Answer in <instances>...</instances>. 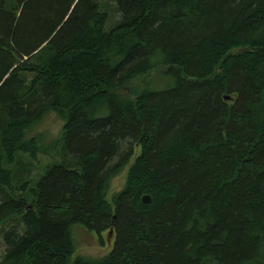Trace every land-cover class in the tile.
<instances>
[{
  "label": "trees",
  "instance_id": "trees-1",
  "mask_svg": "<svg viewBox=\"0 0 264 264\" xmlns=\"http://www.w3.org/2000/svg\"><path fill=\"white\" fill-rule=\"evenodd\" d=\"M111 2L107 31L93 0H0V264H264V0ZM75 225L113 252L74 259Z\"/></svg>",
  "mask_w": 264,
  "mask_h": 264
},
{
  "label": "rangeland",
  "instance_id": "rangeland-1",
  "mask_svg": "<svg viewBox=\"0 0 264 264\" xmlns=\"http://www.w3.org/2000/svg\"><path fill=\"white\" fill-rule=\"evenodd\" d=\"M97 3L100 9L108 14L109 20L107 22V31H111V27H114L120 21V16L117 12L116 5H114L111 0H93ZM108 9V10H106ZM149 82H151V89L154 91H164L174 86V81L160 72H155L151 76L138 81L136 84L140 87H146ZM64 126V122L57 116L56 114H52L47 117L40 125L35 128L32 133V136H41L42 142L45 145L50 146L55 140H58L62 129ZM142 151L139 147L135 149V157L132 159L130 165L111 183V189L108 195L109 203L113 204V198L115 195L121 193L127 188L129 172L136 160L140 157ZM46 159L42 160V167L46 166V164H50ZM42 171V170H41ZM17 219H21L18 218ZM13 219L10 222L4 223L0 225V262L3 261L6 246L4 243V234L6 231H10L11 228L17 226L16 220ZM21 221V229L24 230V224ZM72 241L74 243V247L76 250V254L74 259L82 258L85 260H102L109 256L116 244V234L113 235L111 232H105L102 235L87 229L83 225H75L71 229Z\"/></svg>",
  "mask_w": 264,
  "mask_h": 264
},
{
  "label": "water",
  "instance_id": "water-1",
  "mask_svg": "<svg viewBox=\"0 0 264 264\" xmlns=\"http://www.w3.org/2000/svg\"><path fill=\"white\" fill-rule=\"evenodd\" d=\"M143 202H144V204H146V205H150L151 204V202H152V199H151V197H149V196H145L144 198H143ZM113 231H111V234L113 235Z\"/></svg>",
  "mask_w": 264,
  "mask_h": 264
}]
</instances>
